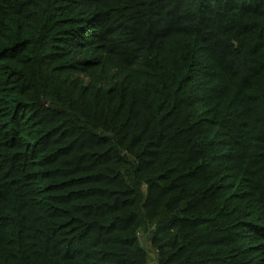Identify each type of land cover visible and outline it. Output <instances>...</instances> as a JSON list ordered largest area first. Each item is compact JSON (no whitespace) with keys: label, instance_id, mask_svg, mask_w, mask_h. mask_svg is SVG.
Instances as JSON below:
<instances>
[{"label":"trees","instance_id":"1","mask_svg":"<svg viewBox=\"0 0 264 264\" xmlns=\"http://www.w3.org/2000/svg\"><path fill=\"white\" fill-rule=\"evenodd\" d=\"M264 264V0H0V264Z\"/></svg>","mask_w":264,"mask_h":264},{"label":"rangeland","instance_id":"2","mask_svg":"<svg viewBox=\"0 0 264 264\" xmlns=\"http://www.w3.org/2000/svg\"><path fill=\"white\" fill-rule=\"evenodd\" d=\"M151 229L152 227L146 226L140 231L139 236H140V241L142 245L146 248L148 252L149 259H148L147 264H157L155 252L149 242V235H150Z\"/></svg>","mask_w":264,"mask_h":264}]
</instances>
